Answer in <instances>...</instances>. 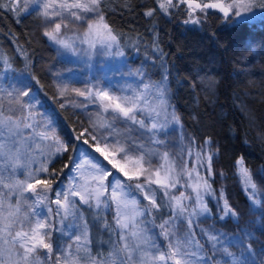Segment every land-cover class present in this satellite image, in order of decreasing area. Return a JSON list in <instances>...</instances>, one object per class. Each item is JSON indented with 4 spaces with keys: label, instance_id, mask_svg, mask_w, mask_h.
I'll return each instance as SVG.
<instances>
[{
    "label": "snow or ice",
    "instance_id": "obj_1",
    "mask_svg": "<svg viewBox=\"0 0 264 264\" xmlns=\"http://www.w3.org/2000/svg\"><path fill=\"white\" fill-rule=\"evenodd\" d=\"M107 4L108 0H8L2 6L18 14H37L45 24L43 35L58 51L76 55L78 46L87 45L89 56L95 53L115 58L123 53L111 51L119 48L120 38L106 19ZM155 4L145 16L152 17L157 10L165 15L182 10L186 25H200L210 13L236 27H255L257 22L264 25V0H155ZM67 21L85 26V31L66 37ZM0 61L3 79L12 66L3 56ZM90 63L85 60L86 66ZM117 75H124L123 68L111 70V76ZM127 75L143 77L144 73L137 69ZM101 81L110 83L101 72L83 89H69L62 79L56 85L57 95L64 101L61 108L87 109L91 104L96 109L94 115L86 113L89 127L73 137L87 148H73L60 138L56 129L62 117L54 107L44 104L41 93L32 90L31 78L15 77L8 88L0 83V264H81V260L87 264H220L196 237L197 228L210 251L222 255L227 264H254L249 260L251 245L244 246L239 258L227 247L237 242L243 245V237L230 238L214 227H199L201 218H213L205 196L216 202L215 218L238 221L223 188L217 197V190L209 183L214 176H223L213 171L219 150H213L212 139L205 138L202 144L195 138L187 144L182 140L178 157L159 151L166 141L157 137L166 134L170 122L179 124L175 112H168L166 69L159 82L144 83L141 79L143 87L138 92L131 85L120 88L115 84H111L114 91H109ZM73 93L85 98L86 103H73L69 98ZM5 101L10 106L7 109ZM117 121L123 129L116 127ZM72 152L79 158L68 156V162L57 170L55 164ZM236 169L249 201L254 208L259 206L261 200L256 197L264 193H260L243 157L237 159ZM181 179L185 180L183 185ZM181 187L185 191L174 194L172 190ZM141 200L145 201L143 206ZM22 207L27 209L23 219ZM84 207L95 211L94 224L108 234V241L99 242L101 247L107 246V254L91 251L90 228L81 211ZM162 209L170 211V218L161 216L157 225L152 213L159 215ZM106 212L113 213L111 224L106 221ZM70 217L72 223H67ZM181 224L186 230L177 235ZM146 225L159 231L150 235ZM54 231L73 241L61 245L57 240L55 259ZM157 236L165 242L163 249L156 242Z\"/></svg>",
    "mask_w": 264,
    "mask_h": 264
},
{
    "label": "trees",
    "instance_id": "obj_2",
    "mask_svg": "<svg viewBox=\"0 0 264 264\" xmlns=\"http://www.w3.org/2000/svg\"><path fill=\"white\" fill-rule=\"evenodd\" d=\"M7 3L8 0H0V56L12 66V71L4 74L5 82L13 81L16 75L31 78L32 90L41 93L44 104L54 107L62 117L58 123L62 140L80 148L83 144L73 140L83 131L78 126L80 114L72 107L61 108L63 102L58 101L54 89L52 66L58 58L57 47L43 35L37 14L11 12L2 6ZM153 8L155 0H108L105 16L120 38L119 48L125 58L142 67L153 82L161 80L166 69L169 108L179 118L183 132L200 144L210 137L219 150L213 171L223 176L216 175L210 183L216 188L217 197L223 188L238 214V221L225 219L224 228L233 229L234 223L244 225L252 219L255 229H251L248 243L263 256L264 195L258 196L259 206L249 205L235 170L237 159L243 157L245 166L254 173L260 193H264V25L257 22L255 27H236L211 13L200 25H186L182 10H173L170 15L159 10L152 17L144 15ZM2 64L0 61V69ZM75 154H65L55 164L56 169H61L68 162L67 157L74 158ZM144 203L141 200V206ZM208 205L214 219L216 211L210 200ZM81 211L89 224L91 251L107 254V246L101 247L99 242L108 241L109 237L94 224L95 211L87 207ZM104 215L111 224L113 213ZM152 215L158 225L161 216L170 218V211L162 209L159 215ZM151 230L154 234L159 231ZM156 238L164 248L163 238ZM57 240L61 245L70 242L54 231L53 259Z\"/></svg>",
    "mask_w": 264,
    "mask_h": 264
},
{
    "label": "rangeland",
    "instance_id": "obj_3",
    "mask_svg": "<svg viewBox=\"0 0 264 264\" xmlns=\"http://www.w3.org/2000/svg\"><path fill=\"white\" fill-rule=\"evenodd\" d=\"M29 7L31 9L33 6L29 5ZM67 23H68V28L64 31V35L66 37H71L73 35H81L83 33V31H85V26H83L81 24L72 23L71 21H67ZM41 24H42V29L44 30L45 24H44L42 19H41ZM86 49H87V45L78 46V54H76V55L69 53V52H62V51L57 50L58 58L55 61L56 65L52 66V75H53L54 89L56 91V94H57L56 85L61 83V79L63 81V84H66L69 87V89H72V88L83 89L85 87L86 83L90 79H92L93 76H96V75L100 74L101 72L105 73L108 80L110 81V83L105 82V81H101L103 86L108 88L109 91H114V89L111 87V84H115L117 87H120V88H126L128 85H131V87L138 92L140 90V88L143 87V85L140 83L141 79H143L144 83H149V82L156 83L150 79V77L144 71V69L142 67H140L139 65H137L134 62H130V60H128L127 57L125 58L124 54H123V56H117L115 58L109 57L107 55L101 57L95 53H93L89 56V54L86 52ZM111 51L112 52H116V51L122 52L120 48H116V47H113L111 49ZM85 60L91 61L89 66L85 65ZM124 65H126V67ZM116 68H123L124 75L123 76L117 75L114 77L111 76V70L116 69ZM137 69L143 70V73H144L143 77H136V76L127 75V73L129 71L135 72ZM58 76L61 77V79H58L57 78ZM15 77H18V76L16 75ZM5 78H6V76L3 75V79H0V83H2L5 88H8V84L12 81L7 83V82H5ZM159 81H161V80H159ZM159 81H157V82H159ZM95 82L96 81L93 80V83H95ZM17 86H19V85H17ZM116 94H118V95L119 94L131 95L130 92H126V93L117 92ZM69 98L72 99L73 103H76V104H80L82 102L86 103L85 98L76 97L74 93ZM57 99L59 102H64L63 99L60 98L58 95H57ZM167 100H168V93H167ZM12 106L14 107L15 105H12ZM4 107L6 109L10 107L9 104L7 103V101H5ZM38 110L41 112L44 111V109H42V108H40ZM72 110L76 111L80 114L79 118L77 119V120H79L78 122L80 123V124H78V126L82 127L83 130L88 128L89 127V118H88V115L86 113H91L94 115L95 111H96L95 107L93 105L89 104L87 109L73 108L72 107ZM168 112L171 113L170 108H168ZM13 114L15 115L16 113H13ZM138 118H142V117L138 116ZM145 122L147 123L148 121L146 120ZM116 127L123 129L124 125L119 123V121H117ZM58 128H60L59 124L57 126L56 131L59 133V136L62 139V137L60 135L61 132L58 130ZM165 133L166 134L162 133L161 135H159L157 137L158 139L166 141V146L160 147L159 151L160 152L168 151L170 153V155L172 153H176L177 157H178V155L182 149V140H183V144H187V142L189 140L188 137L185 135V133L183 132V130L179 124H175V123H171V122L168 124L167 128L165 129ZM93 134H95V133H93ZM83 138L89 139V143H91V140L89 137L85 136ZM140 142L147 144V141L143 140V139H141ZM212 147H213V150H215V147L213 145H212ZM80 148H87V146L83 145ZM74 158L75 159L79 158L77 153L75 154ZM153 164L156 165L157 162L155 160H153ZM189 166L191 167V162H189ZM236 171H237V169L235 170V175H236ZM250 172L252 174V178H253L254 182H256L253 171L250 170ZM17 178L20 180H23L24 175H18ZM214 178H215V176L213 177V179ZM236 178H237V183L241 186V183H240L237 175H236ZM109 179H111V177ZM64 182L67 183V180H65ZM184 182H185V180L181 179V185H183ZM209 183H210V181H209ZM212 187L214 190H216V188L213 185H212ZM172 191L174 192V194L178 195L179 191H185V189L183 187H181V188H179V190H172ZM186 194H188V193H186ZM216 195L218 196L217 191H216ZM258 196L256 197L257 199H258ZM158 197H159V194H157V199H158ZM205 200H206L207 204L210 200V202L214 206V209H215L216 214H217L218 209L215 206V203H216L215 200L211 199L208 196H205ZM13 202H15V200H13ZM27 202L29 204H31L32 200L29 199ZM188 203L189 202H187V201L185 202L186 205ZM248 204L253 207V205L251 204V202L249 200H248ZM77 207H80V206L77 205ZM208 207L212 210L210 205H208ZM25 211H27V209L22 207L21 219H23L22 214ZM57 219H59V218H57ZM215 219H217V218L208 219V220H204L201 218L199 227H202L205 229H210V228L214 227L215 229H218L219 232L227 234V236L230 238L235 237V236L243 237L244 238V244L243 245H241L239 242H237L235 244H228L227 245L229 250L232 253H234L236 257L239 258L241 256V252L244 250V246L249 245L247 234L248 233L251 234V229H253V230L255 229L254 224L251 223L252 219H250V222H245L244 225H241L239 223H234V225H233L234 228L232 227L233 229L224 228V226H223L224 220L221 221V220L217 219L218 221L215 222V221H213ZM66 222L72 223L71 217ZM77 223H78V221H77ZM147 227H149V234L155 235L152 232L150 226H147ZM193 227H195V225H193ZM15 230H19V228L17 227ZM185 230H186L185 225H183V224L179 225L177 235L184 232ZM75 234L79 235L78 232ZM195 235L200 240V243L204 245L205 250L208 251V255L211 256L214 261H219L220 264H227V261L225 260V258L222 255H220L218 253L213 254L210 251L207 241L201 236V233H200L198 228L195 231ZM156 242L163 249V247L161 246V244L157 240V238H156ZM72 243H73V241L70 240L69 243H63L62 245L72 244ZM251 249H252V252H251V255L249 256V260L251 262H254V264H264V255L262 256L256 249H253L252 247H251ZM41 258H42V254H41ZM81 264H87V262L81 260Z\"/></svg>",
    "mask_w": 264,
    "mask_h": 264
}]
</instances>
